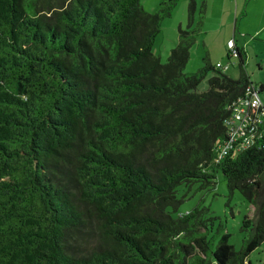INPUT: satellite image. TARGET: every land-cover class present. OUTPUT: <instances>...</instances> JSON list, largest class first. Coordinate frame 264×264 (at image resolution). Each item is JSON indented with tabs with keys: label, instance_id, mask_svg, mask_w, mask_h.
I'll return each instance as SVG.
<instances>
[{
	"label": "trees",
	"instance_id": "16d2710c",
	"mask_svg": "<svg viewBox=\"0 0 264 264\" xmlns=\"http://www.w3.org/2000/svg\"><path fill=\"white\" fill-rule=\"evenodd\" d=\"M176 4L0 0V264H250L264 137L220 148L228 107L253 83L245 52L237 79L205 59L185 72L201 33L191 3L161 62L154 38ZM218 172L253 206L239 250L228 233L210 248L201 208L172 215L179 186L212 189Z\"/></svg>",
	"mask_w": 264,
	"mask_h": 264
},
{
	"label": "rangeland",
	"instance_id": "374dc122",
	"mask_svg": "<svg viewBox=\"0 0 264 264\" xmlns=\"http://www.w3.org/2000/svg\"><path fill=\"white\" fill-rule=\"evenodd\" d=\"M161 0H141L147 12L154 11ZM193 3L194 23L201 34L191 49L185 72L193 73L204 65V59L211 65L228 64L222 70L232 79L239 76L238 57L228 47L230 42H237L235 48H243L245 52L244 70L248 78L256 83L264 84V0H177L170 17L162 20L160 31L154 38L153 53L161 62H165L170 50L177 42L178 27H187L188 7ZM262 35V36H261ZM226 39H230L228 42ZM230 52V53H229ZM228 53L230 56L227 58ZM207 55V56H206ZM210 72L198 86L199 91L207 89ZM264 100V90L260 96ZM177 196L182 199L174 217L201 208L205 219L202 233H205L214 249L220 237L228 233V243L236 250L243 245L244 232L241 231L242 219L245 215L253 217V206L239 191L231 194L226 182L218 172L212 189H198L196 184L178 187ZM207 229V230H206ZM250 264H264V241L247 257Z\"/></svg>",
	"mask_w": 264,
	"mask_h": 264
},
{
	"label": "built area",
	"instance_id": "2783aa9c",
	"mask_svg": "<svg viewBox=\"0 0 264 264\" xmlns=\"http://www.w3.org/2000/svg\"><path fill=\"white\" fill-rule=\"evenodd\" d=\"M228 47L237 56L234 43L229 41ZM215 67L226 70L228 64L216 63ZM260 96L259 86L249 83L243 97L228 107L229 115L224 120L227 138L220 145L224 152L233 149L240 151L264 137V102Z\"/></svg>",
	"mask_w": 264,
	"mask_h": 264
},
{
	"label": "crops",
	"instance_id": "0c3cea01",
	"mask_svg": "<svg viewBox=\"0 0 264 264\" xmlns=\"http://www.w3.org/2000/svg\"><path fill=\"white\" fill-rule=\"evenodd\" d=\"M180 26V25H179ZM262 32H264V26H263V28H262ZM201 34V33H200ZM199 34V35H200ZM199 35H198V37H199ZM262 36V35H261ZM198 37H197V40H198ZM262 40H264V35L262 36ZM227 40V42L230 40V39H226ZM196 43V42H195ZM235 43V45L237 46V47H239L238 46V44H237V42L235 41L234 42ZM237 49H243V48H237ZM207 56V55H206ZM227 58H228V56H227ZM218 63V62H217ZM250 80V79H249ZM251 81V80H250ZM252 82V81H251ZM254 83V82H253ZM256 84V83H255ZM257 85H259V86H261V92H260V95H262V92H263V90H264V84L263 83H259V84H257ZM263 102H264V100H263Z\"/></svg>",
	"mask_w": 264,
	"mask_h": 264
}]
</instances>
